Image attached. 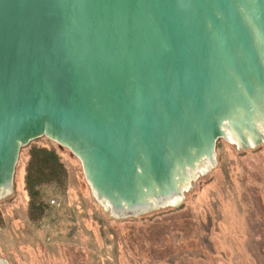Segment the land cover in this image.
Masks as SVG:
<instances>
[{
    "label": "water",
    "instance_id": "obj_1",
    "mask_svg": "<svg viewBox=\"0 0 264 264\" xmlns=\"http://www.w3.org/2000/svg\"><path fill=\"white\" fill-rule=\"evenodd\" d=\"M43 137L118 217L179 205L264 146V0H0V196Z\"/></svg>",
    "mask_w": 264,
    "mask_h": 264
},
{
    "label": "rangeland",
    "instance_id": "obj_2",
    "mask_svg": "<svg viewBox=\"0 0 264 264\" xmlns=\"http://www.w3.org/2000/svg\"><path fill=\"white\" fill-rule=\"evenodd\" d=\"M35 141L59 152L68 185L43 188L47 207L33 221L22 148L13 189L0 196L7 264H264V146L219 140L216 165L199 170L179 205L121 218L98 200L69 149Z\"/></svg>",
    "mask_w": 264,
    "mask_h": 264
},
{
    "label": "trees",
    "instance_id": "obj_3",
    "mask_svg": "<svg viewBox=\"0 0 264 264\" xmlns=\"http://www.w3.org/2000/svg\"><path fill=\"white\" fill-rule=\"evenodd\" d=\"M38 141L31 142L26 147L29 159L25 190L30 203L29 215L33 221L40 220L47 207L42 193L43 188L55 186L60 190H66L68 185V171L59 152L53 147L39 145ZM219 143L220 141L217 143L218 146Z\"/></svg>",
    "mask_w": 264,
    "mask_h": 264
},
{
    "label": "bare ground",
    "instance_id": "obj_4",
    "mask_svg": "<svg viewBox=\"0 0 264 264\" xmlns=\"http://www.w3.org/2000/svg\"><path fill=\"white\" fill-rule=\"evenodd\" d=\"M231 142L235 143V142L232 141V140H231ZM209 166H210V168H211V166H213V165H210V164H204V165H202V166L199 168V170L204 171L203 174H204V173H207V171L210 169ZM207 169H208V170H207ZM199 170H198V172H199ZM179 201H181V200H179ZM102 203H103V202H102ZM103 204L106 206V208H109V205H107L105 202H104ZM176 204H178V203L175 202L174 205H176ZM109 213H110V212H109ZM114 215L117 216L116 213H114Z\"/></svg>",
    "mask_w": 264,
    "mask_h": 264
}]
</instances>
